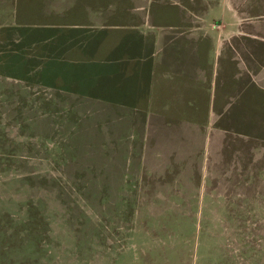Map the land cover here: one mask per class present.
<instances>
[{"label":"rangeland","instance_id":"1","mask_svg":"<svg viewBox=\"0 0 264 264\" xmlns=\"http://www.w3.org/2000/svg\"><path fill=\"white\" fill-rule=\"evenodd\" d=\"M190 4L196 22L235 8L242 36L230 39L248 58L264 0ZM127 6L0 0V264H264V127L234 132L253 113L239 129L226 119L221 162L199 152L192 173L153 174L127 137L133 115L100 93L125 96L108 70L138 53Z\"/></svg>","mask_w":264,"mask_h":264},{"label":"crops","instance_id":"2","mask_svg":"<svg viewBox=\"0 0 264 264\" xmlns=\"http://www.w3.org/2000/svg\"><path fill=\"white\" fill-rule=\"evenodd\" d=\"M128 2L127 10L133 16V26L136 25L133 41L138 53L128 56L126 71L108 70L117 79V92L122 91L125 96L113 99L110 94L100 93L133 115L130 124H126L127 137L139 143L132 150H138L142 171L145 166L151 173L161 174L166 165L174 164L177 169V164L183 162L186 167L177 173H192L188 168L196 164L193 160L199 152L203 160L222 161L227 143L226 119L233 118L234 129H239L244 122L242 110L246 115L249 111L254 115L247 118L250 132H234L249 137L254 133L253 126L261 123L260 128L264 127L263 24L255 23L250 36L245 37L252 51L248 58H243L236 39H230L234 34L237 39V34L242 36L238 26L241 14L227 4L217 21H206L205 10L202 21L196 22L200 12L190 4L191 0ZM138 10L141 13L136 18ZM260 16L264 12L252 15L257 17L252 20L260 22ZM231 18L237 19V24L226 22ZM78 26L81 24L76 23L75 27ZM212 48L216 56L213 60L209 54ZM252 59L257 63L254 69L248 63ZM118 73L132 75L131 85L118 84L123 80Z\"/></svg>","mask_w":264,"mask_h":264}]
</instances>
